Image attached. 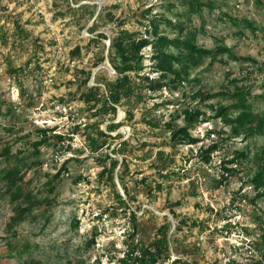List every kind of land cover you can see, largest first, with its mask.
Listing matches in <instances>:
<instances>
[{"label": "rangeland", "instance_id": "rangeland-1", "mask_svg": "<svg viewBox=\"0 0 264 264\" xmlns=\"http://www.w3.org/2000/svg\"><path fill=\"white\" fill-rule=\"evenodd\" d=\"M197 2L0 0V264H139L122 258L165 223L170 259L156 264H257L264 256V197L252 182L264 133L235 132L238 100L227 94L244 90L255 126L264 122V0ZM145 14L162 20L159 34L182 41L197 30L198 46H230L241 58L196 56L180 81L179 62L162 72L148 44L142 73L165 83L143 85L103 113L83 93L94 83L105 90L118 74L109 54L119 29L153 37ZM182 126L189 135L177 134ZM100 128L112 136L93 152L87 132ZM118 132L130 139L125 152L113 150ZM55 133L65 137L34 151ZM106 153L119 158L114 170ZM16 163L9 190L4 174Z\"/></svg>", "mask_w": 264, "mask_h": 264}, {"label": "trees", "instance_id": "trees-1", "mask_svg": "<svg viewBox=\"0 0 264 264\" xmlns=\"http://www.w3.org/2000/svg\"><path fill=\"white\" fill-rule=\"evenodd\" d=\"M197 1L198 0H190L191 7L194 8L196 3L199 4V2ZM209 5L212 6L211 4ZM80 6L82 5H79V7L69 5V7L75 11L77 8L80 9ZM146 17H148L146 29L147 31L151 32V34H153V37H140L139 34H137L135 31H130L128 29H119L118 32L112 36L111 52L109 54L111 61L114 63L117 69L118 74L115 78L107 80L105 90L101 89L100 84L94 83L92 85H89L87 87V90L83 93V97L87 101H94L95 104L100 105V111L103 113H109L112 110H116L117 103L121 102L126 97H131L138 89L142 88L143 85H148L149 88L156 89L160 88L165 83L164 81L166 80H164L163 78L150 76L144 77V74L142 73L143 69L146 66L144 61L145 55L142 52V49L148 44H152L154 46L152 57H154V59L156 60L155 63L157 65V68L159 70H163L162 72L169 71L174 60L179 62V65L181 67L179 71H175V74L176 76H179L178 79L180 81L184 79V77H182L181 75L182 71L188 72L191 65L190 63L191 61H194L196 56L228 55L233 57L234 59L241 58L240 56L234 54L230 46L223 45L217 47L216 49L198 46L195 43L198 34L197 30L187 29L182 41H177L166 35L159 34L160 21L162 20L156 16L146 15ZM233 18L234 22L239 20L238 17ZM244 22L247 25H251L249 21L246 22L245 20ZM20 27L22 33H24L23 35L25 37H28L30 31L21 25ZM94 27H96V24L94 25ZM179 29H181V26H179ZM97 34L103 38L108 37L105 32H98ZM172 43L180 45L182 47V50L178 56H174L165 51V47L169 46ZM136 77H139L140 80L137 81ZM142 77L145 78V80H142ZM86 80L87 79H85V82ZM144 82L146 83L144 84ZM245 93L246 92L244 90L227 92V94H229L231 97H235L238 100V104L235 106L239 109V112L234 119L237 126L235 132L238 133V131H240L239 127H241V129H247L251 133H264L263 120H259L260 125L255 126L258 120L255 118L250 104H245V101L247 100V96ZM118 125V123H110L109 129H113ZM176 132L178 135L182 132L185 135H189V130L186 126L179 127ZM96 133L97 135L92 134V131L87 132L88 142L93 152H97L101 147H103L105 143H107V139L112 136V133L110 131H107L103 128L97 130ZM122 136L123 134L121 132L115 134V137L120 138V140L119 146L117 148H113L114 151H124L125 149H127L128 145H130V139H121ZM50 137L61 140L65 137V135L62 133L44 135L41 139L36 140L34 151L39 153V146L43 143L49 142ZM215 147L216 144H213L210 149H213ZM12 155L15 154L13 153ZM12 155L8 158L12 159ZM106 156H109L111 158L110 169L114 170L119 162V158H115L110 153H106ZM19 159L22 160L23 157H19ZM123 163V170H125L128 167V164L126 163V160H124ZM224 168L232 170L228 166H224ZM19 171V164L16 163L5 172L4 175L10 179V182L8 184L9 190H11L12 185L16 184L17 180L19 179ZM111 177H113V174L111 175ZM252 182L259 191L257 195L264 197V154L259 170L252 177ZM20 195L21 191L18 189H13L11 191V197L13 198H18ZM28 196H30V194H28ZM30 204L31 203H29L27 206H19L17 208L18 214L24 213V211L30 209ZM169 229V224L165 223L162 226L159 234L155 238H153L148 243H144L142 240L135 243L134 246L130 247L126 256L122 258V260L127 262L130 259L139 264H156L160 262L166 263V261L170 259L169 249L171 242L169 237ZM131 235H135V230L132 231ZM18 251L19 253H22L23 250L18 249ZM175 260L180 261L181 258L177 257L175 258ZM84 262V258L79 259L75 263L69 260V263L71 264H84ZM256 263L264 264V256H261L260 259L256 261ZM58 264H63V262Z\"/></svg>", "mask_w": 264, "mask_h": 264}]
</instances>
